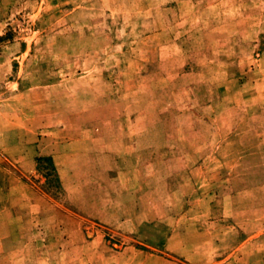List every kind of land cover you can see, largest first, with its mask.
I'll return each mask as SVG.
<instances>
[{"label":"rangeland","instance_id":"rangeland-1","mask_svg":"<svg viewBox=\"0 0 264 264\" xmlns=\"http://www.w3.org/2000/svg\"><path fill=\"white\" fill-rule=\"evenodd\" d=\"M0 264H264V0H0Z\"/></svg>","mask_w":264,"mask_h":264},{"label":"trees","instance_id":"trees-1","mask_svg":"<svg viewBox=\"0 0 264 264\" xmlns=\"http://www.w3.org/2000/svg\"><path fill=\"white\" fill-rule=\"evenodd\" d=\"M50 161H51V159H49ZM53 168V170H54V167H52ZM55 171V170H54Z\"/></svg>","mask_w":264,"mask_h":264}]
</instances>
